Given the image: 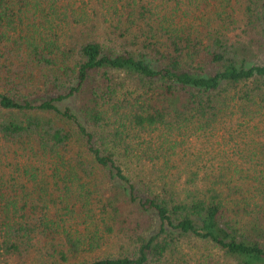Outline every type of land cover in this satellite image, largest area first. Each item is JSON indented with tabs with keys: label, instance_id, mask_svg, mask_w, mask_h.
Instances as JSON below:
<instances>
[{
	"label": "trees",
	"instance_id": "trees-1",
	"mask_svg": "<svg viewBox=\"0 0 264 264\" xmlns=\"http://www.w3.org/2000/svg\"><path fill=\"white\" fill-rule=\"evenodd\" d=\"M257 123L264 0H0V264H264Z\"/></svg>",
	"mask_w": 264,
	"mask_h": 264
},
{
	"label": "rangeland",
	"instance_id": "rangeland-1",
	"mask_svg": "<svg viewBox=\"0 0 264 264\" xmlns=\"http://www.w3.org/2000/svg\"><path fill=\"white\" fill-rule=\"evenodd\" d=\"M237 17L238 19L241 18V15L240 13L237 14ZM241 32V27H236L233 31V35H237V34H240ZM258 124V129L256 130V134L258 137L260 138H263L264 139V123H257ZM248 131V130H247ZM13 158V155L10 154V159ZM116 253L117 252V249L114 248L113 246L112 247H106V248H103L102 250H100L99 252H97L96 254H84V255H81L78 259H76V261H71L69 264H72V263H79V262H82V261H85V260H92L94 259V257H101V256H105V255H108L109 253Z\"/></svg>",
	"mask_w": 264,
	"mask_h": 264
}]
</instances>
